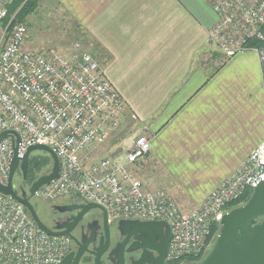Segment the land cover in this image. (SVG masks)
<instances>
[{"label": "built area", "instance_id": "built-area-1", "mask_svg": "<svg viewBox=\"0 0 264 264\" xmlns=\"http://www.w3.org/2000/svg\"><path fill=\"white\" fill-rule=\"evenodd\" d=\"M13 1L0 0V133L10 131L0 139V183H8L15 145L22 159L30 146L45 144L59 158V177L36 195L55 200L80 192L114 218L166 220L168 262L202 254L229 204L264 180V140L199 206L185 210L167 190L146 187L135 169L151 150L146 134L119 154L98 157L124 122L125 98L79 42L69 54L26 49L28 27L10 16ZM212 8L217 21L209 35L217 47L227 56L254 50L264 67V0H213ZM69 252L67 236L46 233L22 202L0 192V264H59Z\"/></svg>", "mask_w": 264, "mask_h": 264}, {"label": "crops", "instance_id": "crops-1", "mask_svg": "<svg viewBox=\"0 0 264 264\" xmlns=\"http://www.w3.org/2000/svg\"><path fill=\"white\" fill-rule=\"evenodd\" d=\"M49 1L125 98L126 125L150 138L135 168L146 187L194 209L264 140L261 58L217 47L213 0Z\"/></svg>", "mask_w": 264, "mask_h": 264}, {"label": "water", "instance_id": "water-1", "mask_svg": "<svg viewBox=\"0 0 264 264\" xmlns=\"http://www.w3.org/2000/svg\"><path fill=\"white\" fill-rule=\"evenodd\" d=\"M10 131L0 133V139L8 136ZM19 140V138H18ZM15 155L11 162L7 184L0 183V192L10 195L22 202L29 210L40 229L51 235L68 234V230H50L40 219L37 210L30 199L19 195L14 187V174L20 168L26 175L29 169L30 156L35 150H42L50 154L53 160L52 168L47 174L40 175L32 184L30 192H36L45 184L59 177L60 162L56 152L45 144H35L29 147L25 156L20 159L17 155V145L14 146ZM77 195L81 196L80 192ZM82 211L91 208L106 210L96 202L81 204ZM119 229L126 240H137L136 245L126 250H141L138 258L131 264H164L168 254L171 239V226L166 220H141L138 218H120ZM220 230L208 254L198 262L191 264H264V180L254 187L250 198L243 204L225 212L220 220ZM125 242L110 251V260L113 264H126ZM156 250L158 256L153 259L147 251ZM105 249L96 245L90 252L94 255L95 264H102V254ZM81 249L77 253L67 254L59 264H71L81 258ZM75 262V264H76Z\"/></svg>", "mask_w": 264, "mask_h": 264}, {"label": "flooded vegetation", "instance_id": "flooded-vegetation-1", "mask_svg": "<svg viewBox=\"0 0 264 264\" xmlns=\"http://www.w3.org/2000/svg\"><path fill=\"white\" fill-rule=\"evenodd\" d=\"M48 171L42 172L47 174ZM39 175V176H40ZM38 176V177H39ZM35 179L31 177L30 163L27 174L18 168L14 174V187L19 195L26 196L35 206L37 213L42 222L53 231L68 230V234H62L69 238V253H77L79 249L83 254L76 262L71 264H95L94 255L90 252L96 245L101 244L105 249L102 254V264H113L110 260V251L118 247L126 240L119 229L118 220L120 218L112 217L109 212L100 208H91L82 211L81 204L87 201L82 196L61 195L55 200L41 198L38 195H32L30 188ZM137 240L129 238L125 243L126 264H131L133 260L139 257L141 250L127 251L129 246L136 245ZM148 255L155 259L158 256L156 250L149 249ZM168 260L166 258L165 263Z\"/></svg>", "mask_w": 264, "mask_h": 264}, {"label": "rangeland", "instance_id": "rangeland-1", "mask_svg": "<svg viewBox=\"0 0 264 264\" xmlns=\"http://www.w3.org/2000/svg\"><path fill=\"white\" fill-rule=\"evenodd\" d=\"M19 22L25 23L28 27V37L25 43V48L28 50L46 51L54 48L61 53L69 54L75 42H79L84 50H88L85 44L88 42L82 41L79 35L80 33L78 34V28L74 25L68 13L59 6L56 7L52 1L40 0L37 9L28 15L24 22ZM136 131L137 128L134 123L132 124V121L130 125H126L124 122L116 136L109 143L98 147L101 150L97 154L98 157L102 158L119 154L121 149L125 151L138 134H143L136 133ZM119 143L120 147L117 146ZM47 154L49 153L42 150H35L30 157L45 158ZM122 157L123 154L120 155V158ZM219 230L214 231L203 252L205 256L215 242ZM182 264H187V262H183Z\"/></svg>", "mask_w": 264, "mask_h": 264}, {"label": "trees", "instance_id": "trees-1", "mask_svg": "<svg viewBox=\"0 0 264 264\" xmlns=\"http://www.w3.org/2000/svg\"><path fill=\"white\" fill-rule=\"evenodd\" d=\"M40 0H14L13 3L9 6V14L10 16L15 15V21H25L27 16L33 13L39 4ZM252 44L257 45L258 42L253 41ZM30 171H31V177L36 178L38 177L42 172L48 171L52 168L53 160L50 154H47L45 158H38V157H30ZM252 190H249L245 196L242 198L233 201L229 204L228 209H232L234 207H237L243 203H245L251 196ZM219 226H215L214 230H219ZM205 257V253L200 254L197 257H188L184 258L176 263L168 262L167 264H182L183 262H187V264L195 263L200 261Z\"/></svg>", "mask_w": 264, "mask_h": 264}]
</instances>
